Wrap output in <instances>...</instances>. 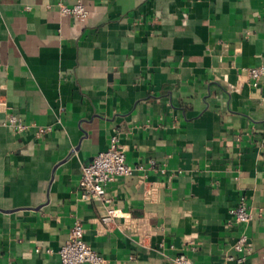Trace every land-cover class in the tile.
I'll return each mask as SVG.
<instances>
[{
  "label": "crops",
  "instance_id": "crops-1",
  "mask_svg": "<svg viewBox=\"0 0 264 264\" xmlns=\"http://www.w3.org/2000/svg\"><path fill=\"white\" fill-rule=\"evenodd\" d=\"M76 1L0 0V260L61 264L79 221L106 264H264V0ZM114 136L140 170L105 226L79 183Z\"/></svg>",
  "mask_w": 264,
  "mask_h": 264
},
{
  "label": "built area",
  "instance_id": "built-area-1",
  "mask_svg": "<svg viewBox=\"0 0 264 264\" xmlns=\"http://www.w3.org/2000/svg\"><path fill=\"white\" fill-rule=\"evenodd\" d=\"M59 9L62 15L71 16L80 22L85 21L89 15L82 0H77L72 6L60 3ZM249 74L254 81V85H257L263 75V70L262 68L251 69ZM0 105L4 109L7 107L5 102H0ZM8 123L17 133H24L29 129V126L14 115L8 117ZM51 130V127L41 128L39 134L43 136ZM139 170V167L128 164L125 151L116 136L111 139L108 150L100 152L89 164L83 166L79 183L81 198L103 204L106 211L101 217V222L105 226L116 220V211L111 207V200L107 196V186L120 178L131 177ZM230 214L232 221L236 224L248 225L253 220V213L245 200H241L230 211ZM234 250L238 254H242V257L238 258L237 261L243 262L247 256L253 254L254 248L248 236L244 234L237 240ZM58 256L61 264H106L105 258L86 243L84 229L79 221L74 223L68 240L59 250ZM228 260H235V258L229 256ZM0 264L16 263L0 260ZM174 264L194 263L185 255H180L174 258Z\"/></svg>",
  "mask_w": 264,
  "mask_h": 264
}]
</instances>
